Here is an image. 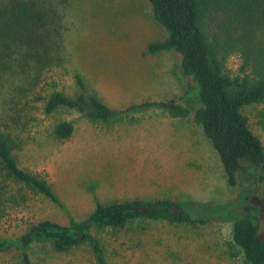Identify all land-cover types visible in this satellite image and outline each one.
Returning a JSON list of instances; mask_svg holds the SVG:
<instances>
[{"label":"rangeland","instance_id":"obj_1","mask_svg":"<svg viewBox=\"0 0 264 264\" xmlns=\"http://www.w3.org/2000/svg\"><path fill=\"white\" fill-rule=\"evenodd\" d=\"M59 10L53 32V65L33 86L24 76L7 74L0 84V127L16 136L20 163L47 174L58 201L26 192L4 206L0 264H22L21 237L31 222L44 219L67 224L82 220L102 202L133 198H169L186 205L205 224H171L139 220L123 230L99 233L110 264H250L233 247L236 220L249 213L240 188L228 180L219 154L195 121L201 102L197 86L185 75L177 51L149 52L152 42L169 33L155 18L150 0H53ZM81 79L88 92L107 103L115 115L95 123L77 109L48 113L37 93L60 90L75 97ZM174 99L190 111L174 117L167 108L146 102ZM258 105L244 109L252 130L264 144ZM73 122L66 140L53 130ZM243 177L248 198L261 207L264 237V184L250 186L254 167ZM252 179V180H251ZM33 264H96L90 245L57 251L51 240L35 238L25 246Z\"/></svg>","mask_w":264,"mask_h":264},{"label":"trees","instance_id":"obj_2","mask_svg":"<svg viewBox=\"0 0 264 264\" xmlns=\"http://www.w3.org/2000/svg\"><path fill=\"white\" fill-rule=\"evenodd\" d=\"M156 20L166 28V40L152 42L149 52L174 50L181 54L185 75L197 86L195 98L201 106L195 121L219 154L229 183L240 188L249 213L235 221L233 247L250 264H264V237L261 207L248 198L244 162L256 170L250 186L264 184V144L250 127L244 109L258 105V122L264 127V0H150ZM53 0H0V84L7 74L24 76L36 86L53 65V32L59 10ZM80 92L72 97L60 90L37 93L35 101H46L51 113L60 107L74 108L95 123L109 122L115 111L94 92H88L79 79ZM167 108L174 117L190 111L180 102H146ZM73 122L62 120L54 127L57 139H69ZM16 136L0 127V215L4 206L18 203V194L30 192L58 201L47 174L35 173L19 160ZM251 179V180H252ZM139 220L171 224H205L208 219L192 215L186 205L169 198H133L102 202L96 199L94 211L82 220L70 216L67 224L51 219L29 223L21 237L22 264H33L25 246L35 238L53 242L57 251L90 245L96 264H110L101 231L123 230ZM11 245L0 240V252Z\"/></svg>","mask_w":264,"mask_h":264}]
</instances>
